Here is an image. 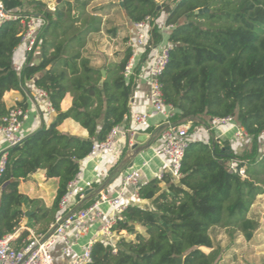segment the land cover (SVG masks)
I'll list each match as a JSON object with an SVG mask.
<instances>
[{"label":"trees","instance_id":"16d2710c","mask_svg":"<svg viewBox=\"0 0 264 264\" xmlns=\"http://www.w3.org/2000/svg\"><path fill=\"white\" fill-rule=\"evenodd\" d=\"M1 1L9 13L31 10L46 23L35 50L40 61L32 64L35 52L28 54L20 71L14 57L22 23L0 25V119L9 111L4 95L22 91L26 81L45 90L56 111L49 126L9 150L0 177V236H6L21 227L26 216L23 208L33 204L20 192V185L37 171H44L46 180H58L51 208L36 207L30 218L33 229L48 228L94 142L106 140L132 113L137 82L135 77H124L129 48L118 62L103 67L106 77L85 55L89 36L103 27L102 17L88 11L92 0H59L53 9L36 0ZM120 2L129 25L165 13L166 25L174 26L167 34L170 61L161 77L165 100L177 111L174 123L193 120L194 128L201 118L233 117L250 142L241 153L227 141L191 142L179 180L165 173L143 185L139 199L148 205L132 204L124 210L114 227L119 237L117 252L97 242L90 264H177V258H183V264H218L224 252L214 244L213 228L227 229L232 237L239 232L247 241L260 228L249 214L257 197L264 195L260 147L264 136V0H174L163 10H158L156 0ZM108 34L116 37L117 28ZM153 36L155 42L162 39L159 27L155 26ZM68 94L72 107L63 112L61 103ZM18 105L26 107L24 101ZM68 119L87 131L88 137L62 133L60 127ZM232 162H237L238 170L245 169V176L230 171ZM26 236L22 234L18 241Z\"/></svg>","mask_w":264,"mask_h":264},{"label":"built area","instance_id":"2783aa9c","mask_svg":"<svg viewBox=\"0 0 264 264\" xmlns=\"http://www.w3.org/2000/svg\"><path fill=\"white\" fill-rule=\"evenodd\" d=\"M18 20L22 23L18 48H24L27 54H33L37 49L39 33L46 21L32 11L9 13L0 0V25L6 21ZM155 26L158 27L157 19L150 16L131 25L132 33L127 42L130 58L124 72L126 80L135 77L137 84L145 81L149 111L132 112L125 116L123 122L111 130L106 140L94 142L87 160L97 161L105 156H115L119 147L126 144L132 150L136 145L135 135L154 128L160 131L161 140L156 154L166 160L167 174L179 180L185 152L190 143L194 142L189 134L194 121L180 125L173 121L177 111L165 100L161 77L170 61L171 45L166 34L171 32L174 26L165 23L159 28L162 37L159 42L154 40ZM145 56L146 59L142 62ZM22 91L26 97L30 96L25 89L22 88ZM33 99L41 116L51 118L56 115L45 90L36 89ZM31 115L32 111L27 105L22 107L17 104L0 119V138L5 141V147L0 150V177L6 169L9 150L24 139L22 132ZM153 118H160V121L152 125ZM211 124L212 127L206 129L207 133L228 126L233 128L237 141H250L248 134L233 117L215 118L211 120ZM262 152L264 154V143ZM236 163H231L230 171L245 176V169L238 170ZM162 176L163 174L158 178ZM145 184L147 182L142 170L133 169L122 178L114 196L101 193L90 205L84 207L89 186L83 184L81 169L68 184L67 192L59 203V212L45 231L28 230L27 236L19 241V245L15 244L20 239L17 231L12 235L0 236V264H58V257L62 259L63 264H90L92 247L97 242L110 245L113 253H116L119 237L114 232V227L123 218V212L131 205L132 200L139 199V190Z\"/></svg>","mask_w":264,"mask_h":264},{"label":"crops","instance_id":"0c3cea01","mask_svg":"<svg viewBox=\"0 0 264 264\" xmlns=\"http://www.w3.org/2000/svg\"><path fill=\"white\" fill-rule=\"evenodd\" d=\"M36 1H42L44 4H47L45 0H36ZM59 0H56L58 3ZM168 1H174V0H156L157 4L159 5V10H163L165 7V4ZM120 4V0L118 2ZM48 6V5H47ZM31 11V10H30ZM123 11V10H122ZM102 13V12H101ZM100 17L101 16L100 14ZM127 22V21H126ZM166 23V15L165 13H162L161 16L157 19V25L159 28H162ZM104 29V23L103 27ZM131 29V28H130ZM132 30V29H131ZM103 30L100 32L102 33ZM132 33V31H131ZM130 33V36H131ZM170 31H168L169 35ZM99 34V33H96ZM96 34H91L88 38V42L90 41V37ZM166 34V35H167ZM167 35V38H168ZM129 36V37H130ZM88 46V43H87ZM90 45L86 47V50L89 51ZM95 49V47H93ZM96 50V49H95ZM86 56H89L91 58V64L93 67L98 68L94 64L95 54L93 55L91 52H85ZM103 55V54H102ZM94 57V58H93ZM93 58V59H92ZM29 60V55L26 53L24 48H18L15 57H14V66L15 68L20 71ZM31 60V59H30ZM97 61H100V59H95ZM111 58L104 57V60L101 61V63L105 62L104 65H102L101 70H104V66L110 62ZM40 61V54L39 50H37L34 55H32V64H37ZM23 89H25V92L30 96H25L23 91H10L7 92L4 95L3 101L8 109L13 107L14 105H17L19 103H22L26 101L27 107L31 109L32 115L30 121L26 124V126L23 129L22 135L24 138L30 136L37 130L41 129L44 126H49L52 122L55 116L48 118L45 115L41 116V113L35 106V100L34 98V92L36 91V87L34 85L33 81H26L24 86H22ZM73 98L70 94H68L63 102L61 103V109L63 112H67L72 107ZM132 112H147L149 111V101H148V89L145 84V81L138 82L136 90L133 94L132 99ZM197 120V119H196ZM158 121H160V118H153L151 120V124L154 125ZM211 121V120H210ZM60 131L64 134H67L69 136H77L80 138H87L88 133L83 128H81L75 121L68 119L64 121V123L60 127ZM234 130L231 127H222L214 129V133L210 132V135L206 132V129H201L200 133L198 135H193L192 140L194 142H205L210 143L211 138L215 141H227L229 146L237 153H241L245 148L248 147L247 143H242L240 141H237L234 137V133H232ZM199 132V131H198ZM149 136L148 142L144 146L138 145L136 148H133L132 150L128 148L127 144L122 145L119 147V151L115 156L110 157H102L97 161H88L87 159L85 161H82L80 163L81 169L83 170V184H88V198L87 201L83 203V206L85 207L88 205L94 198H97L101 193L108 194L110 196H114L120 185L122 178L130 173L133 169H140L143 172V175L146 179V182H150L151 180L158 178L161 174L167 173V162L164 158L158 156L156 154V151L161 146V140H160V131L157 129L152 128L150 133H147ZM261 142H264V136L261 138ZM125 143V142H124ZM5 147V141L0 138V150H2ZM262 152V149H261ZM262 154V153H261ZM41 173L42 176L45 178V172L44 171H37L33 173L28 179L23 180L20 185V192L27 197H29L31 200H33V204H38L36 207H42L45 206L47 208H51L53 205L54 199L56 197V191L58 188V180L57 179H51L50 181L56 183V187H52V194L51 191L44 185L39 184V194H36V191L33 188L32 182L34 181V177L36 174ZM46 180V178H45ZM32 181V182H30ZM49 182V180H46V182ZM30 186V187H29ZM38 193V192H37ZM45 193V194H44ZM48 193V195H46ZM1 195V191H0ZM50 196L52 199L46 200ZM262 196V195H260ZM264 196V195H263ZM264 200V198H262ZM49 201V202H48ZM258 203V202H257ZM32 204V205H33ZM86 204V205H85ZM132 204H137L140 206H146L148 205L147 201H142L140 199L132 200ZM24 207L23 211L26 213L25 218L22 221L21 227L17 229L18 235H22L24 233L28 234V230L33 232H41L39 227L37 226L36 229L31 228L32 221L30 218L34 215L35 210H30L31 206ZM255 205L253 204L251 212L249 214V218L255 220L260 224L259 230L254 234L253 239L256 237L257 234H264L261 233L264 231V218L263 214L262 217L256 218L253 216V211L255 210ZM24 221H27L29 224H23ZM43 227V226H42ZM41 227V230L43 229ZM259 237V236H258ZM252 239V240H253ZM15 244H20L19 241H16ZM58 264H63V261L61 258L58 257Z\"/></svg>","mask_w":264,"mask_h":264},{"label":"rangeland","instance_id":"374dc122","mask_svg":"<svg viewBox=\"0 0 264 264\" xmlns=\"http://www.w3.org/2000/svg\"><path fill=\"white\" fill-rule=\"evenodd\" d=\"M45 1L47 3L46 5H48V9H53L57 3L56 0ZM118 2L119 0H92L88 7L89 12L97 14L98 16H100V14L103 16V32L90 37V41L88 42V46L90 45V48L89 51L86 50L87 53L91 52L93 55L95 54V59H100V61L95 59L93 60L95 66L98 68L105 64L106 61L104 64L103 62L101 63V61L104 60V57L108 59L111 58L110 62H118L128 49L127 42L130 38L131 25L126 22L124 13ZM114 28H117L116 37L108 34V31ZM93 47H95L96 50ZM197 122V126L190 130V136L198 135L201 129L205 130L212 127L211 121L207 120L206 118H201V120ZM210 132L214 133V130H210ZM210 132L208 135H210ZM232 133H234V131ZM263 143L264 142H262L260 146L262 150ZM41 183L51 191L49 194L53 193L51 189L52 187H56V183L50 180L49 182H46L42 174L38 173L32 182L36 194H39L40 192L39 184ZM46 195H48V193H46ZM49 198L52 199L50 196H48L46 200L50 201ZM262 198H264L263 195L258 196L255 200L254 204L257 205H255L256 207L253 211V216L260 218L263 214V219L264 200H262ZM37 205L38 204H33L30 210H35ZM26 222L27 221H24L23 224H26ZM27 224L30 226L29 222H27ZM38 227L41 229L40 225H38ZM261 233H264V231ZM211 237L215 246L221 248V250L224 252L222 259L218 264H264V234H257L253 240L247 241L239 232H236L232 237L228 233L227 229L216 227L211 230ZM202 250L206 253H210V250L208 249L203 248Z\"/></svg>","mask_w":264,"mask_h":264},{"label":"water","instance_id":"95a60500","mask_svg":"<svg viewBox=\"0 0 264 264\" xmlns=\"http://www.w3.org/2000/svg\"><path fill=\"white\" fill-rule=\"evenodd\" d=\"M120 6H122L121 2H120ZM159 9L160 8L158 7V10ZM201 12H202V10L198 11V13H201ZM101 72H102V75L104 77H106V71L105 70H101ZM148 140H149L148 134H146V133H138V134H136L135 137H134V142L136 143L135 148L138 145H140L141 147L144 146L148 142ZM228 152H230V151L228 150ZM176 262H177V264H183V258H177Z\"/></svg>","mask_w":264,"mask_h":264}]
</instances>
